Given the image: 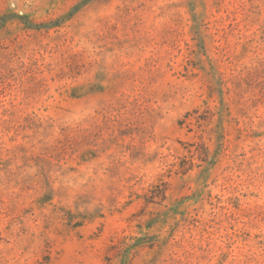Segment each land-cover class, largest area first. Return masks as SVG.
<instances>
[{
	"label": "rangeland",
	"instance_id": "obj_1",
	"mask_svg": "<svg viewBox=\"0 0 264 264\" xmlns=\"http://www.w3.org/2000/svg\"><path fill=\"white\" fill-rule=\"evenodd\" d=\"M0 264H264V0H0Z\"/></svg>",
	"mask_w": 264,
	"mask_h": 264
}]
</instances>
